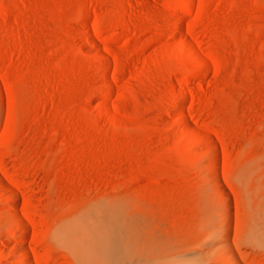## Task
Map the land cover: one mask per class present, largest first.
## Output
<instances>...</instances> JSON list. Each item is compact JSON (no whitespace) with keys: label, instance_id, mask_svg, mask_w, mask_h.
<instances>
[{"label":"rangeland","instance_id":"rangeland-1","mask_svg":"<svg viewBox=\"0 0 264 264\" xmlns=\"http://www.w3.org/2000/svg\"><path fill=\"white\" fill-rule=\"evenodd\" d=\"M0 264H264V0H0Z\"/></svg>","mask_w":264,"mask_h":264},{"label":"bare ground","instance_id":"bare-ground-1","mask_svg":"<svg viewBox=\"0 0 264 264\" xmlns=\"http://www.w3.org/2000/svg\"><path fill=\"white\" fill-rule=\"evenodd\" d=\"M162 125V124H161ZM164 126V125H163ZM171 132V131H170ZM173 132H171V134H172ZM70 152V151H69ZM218 187V186H217ZM219 188V187H218ZM220 190V189H219Z\"/></svg>","mask_w":264,"mask_h":264}]
</instances>
